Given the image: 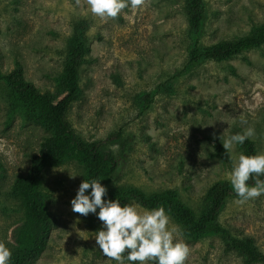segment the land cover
Listing matches in <instances>:
<instances>
[{"label": "rangeland", "instance_id": "obj_1", "mask_svg": "<svg viewBox=\"0 0 264 264\" xmlns=\"http://www.w3.org/2000/svg\"><path fill=\"white\" fill-rule=\"evenodd\" d=\"M183 2L142 0L135 9L100 18L87 11L86 0H0V66L11 70L18 59L29 80L54 90L74 22L90 18L82 96L69 113L73 126L89 142L121 132L125 144L119 139L112 144L119 163L111 187L134 185L149 193L173 189L200 213L210 185L231 172L232 162L223 160L216 148L224 131L230 135L252 127L251 139L258 152L264 151V44L223 62L197 66L179 79L176 94L156 95L152 107L141 112V94L187 62L189 21ZM206 2L207 44L247 34L264 22V0ZM9 104L7 86L0 80V242L11 250L23 208L10 194V185L29 170L46 132L20 116L10 119ZM240 153L234 145L233 159ZM84 178L85 169L75 160L45 170L42 190L53 227L34 264H117L96 244L94 235L102 226L96 214L71 209ZM237 200L228 201L221 222L253 236L264 251V195L245 203ZM169 217L175 237L189 246L185 264H245L220 236H186Z\"/></svg>", "mask_w": 264, "mask_h": 264}, {"label": "trees", "instance_id": "obj_2", "mask_svg": "<svg viewBox=\"0 0 264 264\" xmlns=\"http://www.w3.org/2000/svg\"><path fill=\"white\" fill-rule=\"evenodd\" d=\"M182 9L189 21L187 62L173 76L141 94V112L152 107L156 95L176 94L179 79L191 74L197 66L207 61L223 62L248 50L262 48L264 44V22L247 34L207 44L204 42L209 18L206 0H184ZM90 26V18H76L73 35L65 50L64 69L57 78L54 90H43L29 80L23 63L18 59L11 70L0 66V80L8 89L9 118L20 116L24 122L39 125L46 132L38 152L32 156L29 170L16 176L10 185V194L21 202L23 217L13 230L14 245L9 264H34L44 253L53 227V215L42 190L43 175L48 167L71 160L84 167V179L101 180L107 188L105 199L118 198L121 204L136 202L146 209L163 206L168 215L180 224L186 236L197 239L207 235L220 236L226 247L239 254L245 264H264V251L256 239L237 228L224 225L220 220L228 201L237 197L228 178L216 180L210 185L200 213L186 204L173 189L149 193L134 185H109L119 163L112 144L118 139L125 144L121 132L89 142L78 133L69 117L72 105L82 96L81 69L90 50L87 34ZM238 146L247 155L258 153L251 138ZM216 148L222 159L228 161L223 144L218 143ZM247 183L254 181L250 178Z\"/></svg>", "mask_w": 264, "mask_h": 264}, {"label": "clouds", "instance_id": "obj_3", "mask_svg": "<svg viewBox=\"0 0 264 264\" xmlns=\"http://www.w3.org/2000/svg\"><path fill=\"white\" fill-rule=\"evenodd\" d=\"M86 3L87 11L104 18L116 17L126 7L135 9L142 0H86ZM254 133V128L247 127L230 135L224 131L220 137L232 162L228 180L238 203L264 195V151L232 157L233 146L243 144ZM250 178L254 183H247ZM106 195L107 188L100 179H84L70 201L73 212L85 216L94 213L102 222L94 236L106 257L117 264H185L189 246L175 237L176 228L170 227V217L163 206L142 209L135 202L121 204L118 198L105 199ZM11 254V250L0 242V264H9Z\"/></svg>", "mask_w": 264, "mask_h": 264}]
</instances>
